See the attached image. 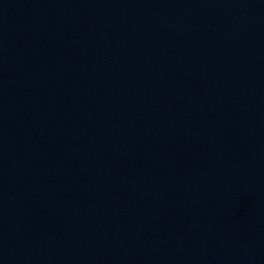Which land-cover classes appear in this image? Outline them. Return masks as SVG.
I'll return each mask as SVG.
<instances>
[{"label": "water", "instance_id": "95a60500", "mask_svg": "<svg viewBox=\"0 0 264 264\" xmlns=\"http://www.w3.org/2000/svg\"><path fill=\"white\" fill-rule=\"evenodd\" d=\"M0 264H264V0H0Z\"/></svg>", "mask_w": 264, "mask_h": 264}]
</instances>
